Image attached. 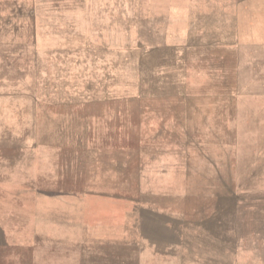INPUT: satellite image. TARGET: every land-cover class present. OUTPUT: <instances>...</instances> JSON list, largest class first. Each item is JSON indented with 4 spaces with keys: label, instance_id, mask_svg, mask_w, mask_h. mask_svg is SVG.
<instances>
[{
    "label": "rangeland",
    "instance_id": "1",
    "mask_svg": "<svg viewBox=\"0 0 264 264\" xmlns=\"http://www.w3.org/2000/svg\"><path fill=\"white\" fill-rule=\"evenodd\" d=\"M136 233L264 264V0H0V264Z\"/></svg>",
    "mask_w": 264,
    "mask_h": 264
},
{
    "label": "crops",
    "instance_id": "2",
    "mask_svg": "<svg viewBox=\"0 0 264 264\" xmlns=\"http://www.w3.org/2000/svg\"><path fill=\"white\" fill-rule=\"evenodd\" d=\"M136 230L139 231L140 227H137ZM134 235L131 241L101 236L94 244L88 243V245H121L130 248L133 253L129 255L128 259L123 255L116 256V259L123 264H214L212 260L206 262L203 257L190 254L187 240L181 239L175 243L170 239L157 240L151 234L146 239H142L138 233Z\"/></svg>",
    "mask_w": 264,
    "mask_h": 264
}]
</instances>
